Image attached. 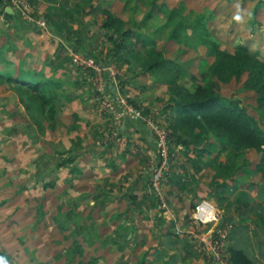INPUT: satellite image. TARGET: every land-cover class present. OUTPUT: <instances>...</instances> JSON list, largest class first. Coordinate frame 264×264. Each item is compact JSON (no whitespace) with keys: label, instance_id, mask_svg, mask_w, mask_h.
<instances>
[{"label":"crops","instance_id":"1","mask_svg":"<svg viewBox=\"0 0 264 264\" xmlns=\"http://www.w3.org/2000/svg\"><path fill=\"white\" fill-rule=\"evenodd\" d=\"M80 2L81 0H39L37 12L46 18V15L56 11L63 12L64 6L75 7ZM93 2L108 3L113 13L121 16L123 12H129L130 18V11L124 9L126 3L119 5L118 1ZM116 4L120 6L118 9ZM3 13L0 14V21L4 23L0 28V45L11 43L16 47V52L10 54L16 68L20 61H24L26 69H44L48 76L52 75L48 63L56 57L61 42H64V36L50 28H30V24L22 21L20 15L11 7H6ZM139 17L141 20L142 17ZM123 18L129 20L125 16ZM82 19L85 23L82 32L85 47L105 59L110 44L100 28L103 16L87 15ZM95 21L99 24H95ZM73 27L78 29L80 25L75 22ZM62 53L71 54L69 47ZM122 70L126 83L120 85V91L127 90L139 105L149 107L150 114L160 119L158 113L161 109L150 104L147 92L153 91L155 85L163 84L154 83L149 75L137 76L128 71L127 66ZM56 75L65 81L80 76L70 66L60 69ZM142 78H146V83H143ZM105 86L109 96L116 93L115 85L109 79ZM77 89H74L75 98L65 111L74 116L78 115L80 119L84 104L91 106L94 99L87 101V94L82 98L77 97L82 93V90ZM96 112L99 113L98 110ZM99 114L104 117H98L94 122L96 125H93V131L91 129L89 135H80L84 141L83 147L75 153L78 172L73 171V164L67 167H58L57 164L56 174L45 181L46 191L53 190L57 194L56 209L46 219L51 225L50 230H54L56 234V237L53 234L50 241L54 251L62 255L64 264H213L196 248L190 231L196 230L192 215L197 202L216 199L218 203L217 190L211 187L214 176L207 186L208 183L198 174L197 179L191 180V184L184 191L180 190L183 183L178 181L165 184L161 198L152 186L150 164L158 158L152 131L144 122L123 115L118 135L108 144H103L102 132L113 125L115 118L111 114ZM86 126L88 130V124ZM101 126L104 128L101 129ZM88 137L91 142L86 143ZM178 153V160L186 161L190 172H194L180 150ZM208 156L207 154L205 157L206 161L210 160ZM174 171L185 172L179 167ZM256 186V191L262 190L261 185L256 183ZM238 190L245 191L246 186L240 183ZM254 190L255 188L248 190L255 199L253 203L256 201V195L252 194ZM258 193V197L264 201V196ZM154 203L157 205L154 206ZM253 203V212L245 214L243 210V216L239 213L240 222L227 238L226 250L230 258L232 246L242 248L255 264H264V223L257 221L258 214H264V204ZM221 208L225 209V205ZM60 214L65 216L62 218ZM220 215V229L225 227L226 222L235 220L226 211L220 210ZM245 215L249 217L247 220ZM250 223L255 226H250ZM206 230L203 228L201 231ZM58 246H62V249ZM76 247H80L83 252H78Z\"/></svg>","mask_w":264,"mask_h":264},{"label":"trees","instance_id":"2","mask_svg":"<svg viewBox=\"0 0 264 264\" xmlns=\"http://www.w3.org/2000/svg\"><path fill=\"white\" fill-rule=\"evenodd\" d=\"M7 2L8 0H0V14L5 11ZM32 3L37 12L39 0H32ZM125 3L124 9L131 13L128 21L113 13L109 6L95 4L93 0H81L75 7L64 6L63 12L56 11L46 15L50 30L64 36V42H61L56 57L48 63L52 71L50 76L44 69H26L24 61H20L16 68V63L10 59V54L16 52V47L11 43L0 45V85L8 84L21 93L22 103L27 108L32 122L40 129L44 128L45 121L51 129H55L60 113L75 98V88L82 90L77 97L82 98L87 94V101L101 96L95 86L87 80L95 74L94 70L78 67L71 54L62 53L67 47L95 59L101 66L115 63L121 70L127 66L128 71L137 76H151L154 83L168 87V98L166 99L164 94L162 98L157 99L163 106L158 113L163 120L156 118L168 128V141L173 155L171 171L166 175L163 184L178 181L183 183L180 190L184 191L191 184V180L197 179L196 175L205 167H210L215 169L211 187L217 190L220 207H224V202H227L230 194L239 189L241 183L246 186V190L240 191L232 202L239 205L242 216L243 208L245 214L253 212L251 205L255 199L248 190H253L256 184L237 181L235 175L244 165L246 171L260 174L264 185V127L261 123L264 121V57L245 44H237L233 52L222 49L204 18L192 20L159 0H126ZM99 14L104 17L100 28L110 44L105 59L85 47V37L82 33L85 24L82 18ZM138 16L142 17L141 20L137 19ZM20 19L30 24V28H37L21 16ZM75 22L80 25L78 29L73 27ZM95 24L99 22L95 21ZM164 40L174 41L180 46L205 47L206 56L203 60L206 63L212 60L207 73H203L200 78L191 72L187 63L168 57L164 46L160 47ZM180 51L186 52L184 49ZM68 66L79 72L77 79L70 78L65 81L57 77V72ZM245 76L247 78L242 90L256 94L261 120L251 114L243 102L223 97L219 92L220 84L240 81ZM123 77H120L121 85L126 83ZM186 79L192 82L191 85L187 84ZM104 80H108L107 74L104 75ZM88 83L90 87H86ZM25 93L28 96L25 97ZM131 101L145 115L150 114L149 107H142L134 99ZM75 118L78 120V115H75ZM83 141V137L73 140L67 155L57 166L67 167L73 164V171L78 172L75 153L83 147ZM230 148L241 150L242 155L229 158L226 163L221 162V155ZM253 149L262 152V157L252 169V163L245 153ZM177 150L181 151L194 172H190L186 161L178 160ZM207 154L216 155L206 161ZM176 167L185 172L174 171ZM259 193L264 196V189L259 190ZM156 205L157 203H154V206ZM60 216L63 218L65 215ZM257 221L264 223V214L259 213ZM76 249L80 253L83 252L80 247ZM230 261L232 264H255L244 249L234 246L230 248Z\"/></svg>","mask_w":264,"mask_h":264},{"label":"rangeland","instance_id":"3","mask_svg":"<svg viewBox=\"0 0 264 264\" xmlns=\"http://www.w3.org/2000/svg\"><path fill=\"white\" fill-rule=\"evenodd\" d=\"M100 1H118L119 5H122L126 0ZM159 2L166 3L170 9H177L192 20L204 18L222 49L233 52L237 44H245L252 51H258L260 56L264 57V0H159ZM102 5L107 7L108 3L104 2ZM119 5L116 4L115 7L118 9ZM5 6L9 7V5ZM122 16L129 18V12H123ZM137 19L140 17L138 16ZM192 42L193 40L190 43ZM162 46L166 49L168 57L187 63L191 72L200 78L203 73H207L208 66L212 63V60L207 63L203 60L206 56V48L201 45L194 48L164 40L160 44V47ZM180 49L186 52H181ZM246 78L247 76L240 81L233 80L228 84H220L219 92L223 97L240 100L251 114L261 120L260 112L257 110L256 94L242 90ZM145 79L142 78L143 83H146ZM87 80L93 85L89 77ZM186 82L188 85L192 83L189 79H186ZM89 83L86 87L91 86ZM167 90L166 85H155L153 91L147 92L150 104L157 109H162L163 106L157 99L162 98L164 94L167 99ZM122 93L134 99L127 90ZM24 95L28 96L26 93ZM94 105L98 106V102L94 101L91 106L88 104V107L84 104L82 118L78 120L74 114L65 111L67 105L60 113L59 123L55 129H51L47 121L43 122L44 128L40 129L32 122L27 108L22 103L21 93L8 84L0 85V264H64L61 259L62 255L57 254L50 245L53 234L55 237L56 234L54 230H50L51 225L46 222V219L49 217L48 214L56 209L55 196L57 194L53 190L46 191L45 181L56 174L55 170L58 168L56 165L67 155V150L72 146V140L80 137L81 133L89 135L98 117H104L99 116V113L107 115ZM148 116L154 115L148 114ZM160 120L163 119L160 118ZM261 123L264 127V121ZM103 128L104 126L101 129ZM111 128L112 125L102 132V141L111 133ZM87 140L86 143L91 142L89 137ZM215 155H209L208 159ZM239 155H242L241 150L230 148L220 158L223 163H226L230 160L229 158L233 159ZM178 156L179 153L176 152V157ZM245 156L251 161L253 169L260 161L262 152L253 149L246 151ZM154 162H157V159L152 160L150 166ZM245 169L244 165L239 169V173L235 175L236 180L251 184L258 183L260 187H263L261 189H264L262 176ZM214 174L215 169L205 167L199 177L204 179L209 186ZM256 188L257 186L252 192L256 195L253 205L264 204L263 199L256 194L259 191H256ZM239 191L236 190L230 194L227 202H224L225 209L219 206L216 199L214 201L203 199L216 205L217 218H219V221L204 225L203 228L212 229L211 231L220 229V210L226 211L235 219L225 224V226H233V228L229 227L228 237L230 236L241 219L239 205L232 202L238 197ZM49 195L52 196L49 197ZM203 200L197 202L194 211ZM42 214L45 215L42 216ZM245 216L247 220L249 217ZM250 224L252 227L255 226L254 223ZM203 228L198 231L201 232ZM58 247L62 249V246Z\"/></svg>","mask_w":264,"mask_h":264},{"label":"built area","instance_id":"4","mask_svg":"<svg viewBox=\"0 0 264 264\" xmlns=\"http://www.w3.org/2000/svg\"><path fill=\"white\" fill-rule=\"evenodd\" d=\"M7 5L14 10L28 23L34 24L37 28L49 30L48 21L37 14L36 8L32 0H8ZM74 63L83 70L92 69L95 74L89 77V81L93 83L96 90L101 96L93 101L98 102L99 110L114 116L115 120L111 128V133L104 137L103 144H108L116 137L120 130L121 117L128 115L134 120L144 122L152 131L157 145L158 158L157 162L152 165V186L157 194L163 198V181L166 175L171 171L173 155L169 145L168 128L162 125L153 116L145 115L142 110L137 107L131 99L120 91V77L123 76V70L119 69L115 63L101 66L93 58L87 57L80 52H75L69 48ZM107 74L108 79L115 85L116 93L109 96L106 93L104 75ZM120 107V109H119ZM218 210L216 205L208 200L201 201L196 210L193 212L192 221L196 230H191L196 248L204 253L213 264H232L226 250V240L229 235V227L225 226L214 231L206 230L199 232L198 229L204 225L212 224L219 221ZM181 233L182 231L179 230Z\"/></svg>","mask_w":264,"mask_h":264},{"label":"water","instance_id":"5","mask_svg":"<svg viewBox=\"0 0 264 264\" xmlns=\"http://www.w3.org/2000/svg\"><path fill=\"white\" fill-rule=\"evenodd\" d=\"M4 23L2 21H0V28L2 27ZM153 170V168H151V171Z\"/></svg>","mask_w":264,"mask_h":264}]
</instances>
